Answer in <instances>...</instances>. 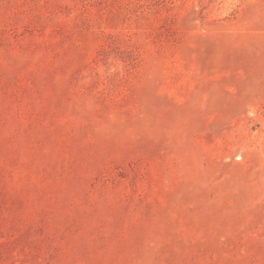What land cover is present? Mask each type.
<instances>
[{
  "label": "rangeland",
  "instance_id": "obj_1",
  "mask_svg": "<svg viewBox=\"0 0 264 264\" xmlns=\"http://www.w3.org/2000/svg\"><path fill=\"white\" fill-rule=\"evenodd\" d=\"M0 264H264V0H0Z\"/></svg>",
  "mask_w": 264,
  "mask_h": 264
}]
</instances>
